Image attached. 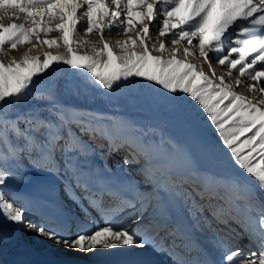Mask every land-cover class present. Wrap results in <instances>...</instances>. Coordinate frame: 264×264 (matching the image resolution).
<instances>
[{
    "label": "snow or ice",
    "instance_id": "snow-or-ice-1",
    "mask_svg": "<svg viewBox=\"0 0 264 264\" xmlns=\"http://www.w3.org/2000/svg\"><path fill=\"white\" fill-rule=\"evenodd\" d=\"M94 14L97 19L93 18ZM6 18L23 22L5 24L3 21ZM81 19H86V25L80 23ZM150 28L156 29L155 40L150 36ZM77 30L85 34H100L101 40L105 30L108 35L113 32L116 35H127L128 40L117 42L120 51H125L126 46L131 44L143 47V54L137 55L133 51L116 56L118 65L113 68V52L107 42H104L103 49L95 56L79 55L73 51L71 45L75 41L72 37ZM133 32L135 40L131 39ZM50 35L59 39L48 38ZM166 35L174 47L181 43L190 46L182 50L176 48L173 56L180 51L186 57L194 55L190 49H195L211 70L213 57H209V52L212 51L216 54V63L224 66L230 76L235 69L240 76L264 84V0H260L259 4L253 3V0H0V54L6 55L25 44L31 46L30 51L36 45L51 48L62 44L67 48L66 55L45 52L42 60L27 53L20 62L13 59L6 64L0 60V108L31 97L45 101V110L52 117H24L25 127L21 128V117L11 120L0 114V145H8L13 137L22 141L0 155V188L16 175L5 165L9 161L15 163L22 159L26 153L30 157L47 160L48 171L56 168L68 181L66 190L78 188L91 193L84 196L90 204L93 203V195H98L101 199L97 203L101 205V211L113 213L105 219L106 226L98 227L90 233H77L69 239L56 230V221L63 210L53 202L56 215L51 217L52 225L27 222L26 230L81 251L92 249L97 244L105 249L128 246L144 248L147 245L139 231L142 225H148L150 232L155 225L175 235L182 223V205L188 200H191L189 213L192 227H196L195 221L209 211L200 203L205 198L203 190L184 192L177 185L178 190L170 192L168 187L161 190L149 180V187L155 195L137 198L125 196L117 185L97 189L90 183L96 168L91 157L95 155L97 147H103V144L95 142L105 141L110 151H116L132 149L135 141L118 143L111 133L88 127L84 123L78 124L76 130L73 129V123L68 121L66 114L55 102L50 86L46 84L47 79L61 66L84 73L109 91L139 79L143 83H152L165 96L190 98L214 128L234 164L254 180L259 191L264 192V166L256 162L257 158L264 160V110L245 97L236 95L231 89L222 87L223 77L217 82L203 72H197L196 65L176 58L152 56L151 51H167L162 40ZM149 43L153 45L151 49ZM157 43L158 48L155 47ZM197 76L202 80L199 84L195 83ZM239 84L237 81V86ZM259 90L264 92V88ZM245 132L251 134L244 135L241 140ZM140 135L146 136L147 132ZM57 153L60 159H57ZM123 163L139 164L145 173L153 167H161L155 164L147 152L142 153L140 159L135 154L126 156ZM227 180L236 200L244 201L249 213H254L251 225H254V233L259 238L255 241L252 239L250 225L242 224L232 217L222 219L212 210L209 217L212 223L230 229L241 238L248 237L249 245L241 247L239 243L229 244L225 238L217 239L214 236L217 240L214 249L219 254V260L206 261L205 264H264V202L257 204L252 195L244 191V185L238 179L229 177ZM25 181L35 183L37 187L42 186L40 180L33 182L31 178H25ZM170 197L178 200L181 207L173 205ZM104 198H111L107 200L106 206ZM125 207L135 213L126 221L118 219ZM24 211L26 209L14 207V203L7 202L5 193L0 191V216L23 224ZM84 211L87 213L86 209ZM253 244L255 247H252Z\"/></svg>",
    "mask_w": 264,
    "mask_h": 264
},
{
    "label": "bare ground",
    "instance_id": "bare-ground-1",
    "mask_svg": "<svg viewBox=\"0 0 264 264\" xmlns=\"http://www.w3.org/2000/svg\"><path fill=\"white\" fill-rule=\"evenodd\" d=\"M253 3L259 4L260 0H253ZM94 19L98 17L94 14ZM159 18H157L158 22ZM11 22H23L22 20H12ZM58 21H53L56 23ZM10 23V22H9ZM80 23H87L86 19H81ZM7 24V23H5ZM150 33L153 34L154 38H156L157 32L155 28H150ZM111 35H116L115 32ZM111 35L107 34V30H105L103 35V40H101L100 34H85L83 31L77 30L72 39H74L75 43L71 46L74 52H77L79 55H87L84 47L81 48L79 45L88 44L83 43L84 41L89 42V38L96 41V44L93 47V54L95 56L98 51L103 49L104 42H107L113 52L112 57V67L115 68L118 65V61L116 60L117 53H114V48L119 49L117 42H123L124 37H111ZM48 38H58L57 36L50 35ZM165 40H171L168 35L165 36ZM183 48H189L190 46L181 43ZM28 45V44H27ZM63 46V45H62ZM149 46V45H148ZM52 48V47H51ZM47 45H36L34 47L35 54L33 57H39L41 60L44 58L45 52H50ZM79 48V49H78ZM141 48V54H143V47ZM151 49V47L149 46ZM168 50V49H167ZM194 52V55H190L187 57L184 62L185 63H193V60L197 57L200 58L201 65H206L209 70L210 75L216 80H219L217 74L219 71L225 72L228 70L221 65H218L214 59L215 52L210 51L209 57H213L211 61V70L208 67V64L205 62V59L199 56V53L195 49H190ZM89 51V50H88ZM160 52V51H158ZM167 52V51H166ZM164 52V54L166 53ZM51 53V52H50ZM67 54V48L63 46V48L59 51L58 54L52 55H60ZM160 54V53H158ZM157 53L151 51L152 56L158 57ZM174 58V57H173ZM165 59V58H164ZM168 59H171L170 57ZM215 73V75H213ZM217 78V79H216ZM228 80V85L231 88L232 92L236 95H239L240 90L242 93L244 91H248V96H246L247 101H251L256 104L257 107H260L264 110V103H261V100L264 101V92H261L259 89L264 88V84H260L256 81H252L251 79L240 76L236 73L235 69L232 70L231 76L226 77ZM241 78V82L239 86H237V79ZM47 84L50 86V89L54 93V99H57L58 92L61 89L66 90L71 94V99L74 101H69V103H65L63 106L64 111L68 112V108L72 110L84 111L89 110V106L93 108L97 104L96 97L94 95V85L96 84L94 80L86 76L82 72H74L70 70L67 66H61L56 72H54L48 79ZM80 86V87H79ZM252 86V87H250ZM246 89H245V88ZM253 88L255 90H253ZM243 96V94H241ZM245 96V95H244ZM254 100L256 102H254ZM77 101V102H75ZM75 102L78 104H86L83 107L72 108L71 103ZM258 102V104H257ZM78 104V105H79ZM80 106V105H79ZM67 107V108H66ZM93 111V109H92ZM72 113V112H70ZM135 146L140 153L147 152L148 155H151L153 149L145 148L141 146L142 141L144 139L136 137ZM136 149V150H137ZM108 150V149H107ZM128 150V149H126ZM131 150L123 151L122 149L112 151L111 160L113 163L115 162L116 167L112 169L105 162L95 163L96 168L93 171V179L90 180V183L94 184L97 189H102L105 186L117 185L120 191L128 197L136 196L137 198H146L148 195L141 193V196L137 194L139 191V185L134 180L128 170L134 169L138 170V167H135V164L129 166L123 163L125 154L129 153V155H133ZM178 154L174 162L171 164V167H168L165 172L168 174V177H172L177 180L179 177L184 175L185 171H191L197 169L196 165L191 161L192 159L189 157L188 153L183 149L178 150ZM138 152V151H137ZM110 153V152H109ZM142 156V155H141ZM23 159L25 162V166L29 165H43L45 162H48L45 159L39 157H30L26 153L23 155ZM191 159V160H190ZM118 164H122L121 168H117ZM124 164V165H123ZM56 168H52V170ZM164 169V168H163ZM57 171V170H56ZM126 172H128L126 174ZM129 175V176H127ZM62 185L59 186L55 183H48L46 181H42L40 179H33L32 181L40 180L42 181V186L37 187L35 183H29L23 186L20 189H16V193H24L25 195H30L34 198V203L29 208L27 213H23L24 223H16L12 221H8L4 218V221L0 227V264H205L206 261L219 260V254L214 249V245L217 240L213 237L215 236L217 239L223 237L225 238L229 244L239 243L241 247H246L249 244L248 237L241 238L240 236L234 235L230 229L226 230L223 226L219 224L212 223L209 217L212 214V210L215 211L216 215L223 218L232 217L234 219H238L242 224L250 225V232H252V239L255 241L259 237L254 233V225H251V217L254 213H249L247 205L242 204L240 201L236 200L235 193L228 182L227 179H221L218 176L209 175L208 173H203L200 178V186L197 188L199 191L203 190L206 194L208 193V202L204 200L202 202V206L209 211L203 214V216L195 221L196 227H192V218L189 213V208H184L183 214L180 216L182 236L189 239L190 242L197 244V249L200 250L201 258H198L200 254H195L193 257L191 256V252L193 251V247L187 250L186 255H179V250L183 248V238L177 235H171L168 232L162 231L159 226H155V236L154 233L150 232V230L144 229L143 225L139 228L140 233L143 235L145 239V243L147 247H115L110 249L103 248L100 244H97L94 248L89 249L87 251H81L80 249L70 248L64 246L63 244H57L54 241L45 238L43 236L38 235L34 231L26 230L27 222L32 223H48L50 226L52 225L51 217L56 215L55 209H53L52 204L55 202L58 204L63 212L60 215L58 221H56L55 227L56 230L64 237L69 239L74 238L77 233H90L92 231L97 230L98 227L106 226L105 223L102 225L97 221V219L84 211V196L92 195L91 193H85L81 189H65V185L68 181L59 174ZM180 179V178H179ZM58 182V181H57ZM220 185V188H214L213 184ZM60 184V183H59ZM162 190L164 187H168L171 190V184L167 183H155ZM244 185V184H243ZM173 186V185H172ZM62 198H60L61 191ZM146 189H149L151 195H155L152 189L147 184ZM14 190L11 192L13 193ZM226 191H230L229 198L220 197L224 196ZM220 194V195H218ZM98 196V195H97ZM65 197V198H64ZM171 203L176 205L177 207H181L180 202L176 200L174 197H170ZM197 199H199L197 197ZM218 199V203H209L210 201ZM259 204V203H257ZM191 205V204H190ZM125 211L120 213L118 219L124 220L127 216H129L130 212L133 210L130 208H124ZM127 212H129L127 214ZM134 212V211H133ZM111 216V215H110ZM124 216V217H123ZM132 216V215H130ZM11 226L7 227L8 224ZM233 227H236L233 224ZM237 231L239 228L237 227ZM39 237H42V242L39 241ZM170 237H175L178 240L176 246L173 248L174 250H170V246H167L168 239ZM8 246V250L5 249V253L1 252L3 246ZM36 246V248L34 247ZM185 246V243H184ZM86 247V245H85ZM7 250V251H6ZM47 250V251H46ZM4 251V250H3Z\"/></svg>",
    "mask_w": 264,
    "mask_h": 264
},
{
    "label": "rangeland",
    "instance_id": "rangeland-1",
    "mask_svg": "<svg viewBox=\"0 0 264 264\" xmlns=\"http://www.w3.org/2000/svg\"><path fill=\"white\" fill-rule=\"evenodd\" d=\"M11 21V19L6 18L3 22L9 23ZM113 36L116 38L124 37L123 41L129 39V36L127 35H111V37ZM150 36L153 40H155L153 34L150 33ZM55 39H59V37ZM131 39H136L135 32L131 34ZM88 40V44L81 43L79 47L81 48L82 45V48L84 47L87 55L92 56L93 47L96 44V41L91 38H89ZM162 40L167 46L168 50L167 52L165 51V54L164 52H158L154 50L153 52L157 54L160 53L157 55L158 57H162L163 59H168L169 57L173 59L174 57L182 61L189 57L184 56L182 51L173 56L172 53L176 51V48L181 49L183 45L180 44L174 47L169 42V40H165V37H163ZM148 45L151 48L153 47L151 43H149ZM30 47V45L25 44L24 46L19 47L17 50L9 51L6 55L0 54V60H3L6 64L10 63L13 59L17 62H20L25 53L30 56L35 54L34 48H32V50L30 51ZM155 47L158 48L159 44L157 43ZM62 48L63 46L62 44H60L59 46H53L49 50L51 54H58ZM113 51L114 53H117L118 56L127 55L133 51L137 55H140L139 52H141V48L134 47L129 44L126 46L125 51L123 52H121L120 49L117 48H114ZM199 59L200 58L197 57L193 60L192 63L193 65L197 66L196 71L203 72L205 75L209 76L210 79H213L215 81V78L210 75L206 65H201L202 63H200ZM228 76L229 73L227 71H219L217 74L218 78L223 77L224 84H222L221 86L231 89L228 85L229 79L226 78ZM240 80L241 78L237 79V81L241 82ZM216 81L218 82V80ZM201 82V78L197 76L195 83L199 84ZM43 87L44 84L42 83L41 88ZM94 92L97 104L93 106V108L96 106H101L105 111H107V113H96L92 111L93 108H91L90 106L89 110L84 111L72 110L70 109V107L67 109L68 112L64 111L63 107L59 104V99L62 98L67 103H69V101H74L75 99L72 100L71 94L61 88L58 92V96L55 102L66 114L68 121L73 123L74 130H76V126L78 124L84 123L88 127L95 128L97 130H103L106 133H111L112 136L117 139L118 143L125 141L132 143L133 141H136V137L141 139L143 138L144 141H142L141 146L153 149V153L149 155V157L155 162L156 165L161 167H153L149 170L148 173H145L141 171V166L139 164H135V167H138V170L131 169L132 166L130 170H128L129 173L133 172V175L131 174V176L133 177V181L135 180L139 185L138 187L140 192L137 194L138 196H141V193L148 195L146 198H149L151 196L152 193H150L149 189H146L145 187L147 184L149 185V180H151L153 184L157 182L171 184L169 186L173 191L178 190L176 187L177 185H179V190H182L184 192H192L193 190L197 191V185L200 186V178L202 177V174L208 173L212 176L216 175L222 180L227 179L229 177L238 179L241 184H244V191L250 193L256 203L264 202V192L259 191L256 187L254 180L250 178L249 175H245L243 170H241L234 164V162L230 158L228 151L220 143V140L214 128L207 121L205 115L202 114L201 111H199V106L196 104V102L192 101L190 98H186L184 96H165V94L152 83H143L139 79L133 80L131 83L128 84H122L117 87L114 91L103 89L98 84H95ZM240 92L241 93H239V96H242L241 94H243V97L247 98L246 96H248V91H244V93H242V91L240 90ZM254 102L256 101L254 100ZM225 103H227V101H225ZM46 106L47 104L45 101H37L35 99H32L31 97H26L18 104L13 103L8 106H4L3 108H0V114L11 120H15L17 116L21 117L19 126L21 128H24V117H35L37 115H40L51 119L52 117H50L49 113L45 110ZM260 106L264 107L261 104ZM221 107H223V105H221ZM126 113L141 116L142 120L140 125L136 126L135 124H133L130 119L124 116ZM171 125L177 127L187 126L194 129L197 133L200 134V136L203 137L205 142L208 144L207 148L204 149V151L200 153L198 157L192 160L190 159L193 164L196 165L197 169L185 171L184 175L179 177L180 179L178 178L177 180L173 179L172 177H168V174H166L167 172H165L168 167H171V164L174 162L176 155L179 152V149L165 136L166 129ZM145 131L147 132L146 136L140 135L142 132ZM250 134V132H245L243 135H241L240 139L243 140L244 135ZM84 139H87V137H85ZM21 143L22 141H17L14 137L11 138L10 143L8 145H0V155L6 152L8 148L12 147L13 145H19ZM95 143L103 144V147H97L95 155L91 157V161L94 164L105 162L112 169L114 168V166L116 167V163H113V161L111 160V155L113 153L108 148L107 142L97 141ZM133 145H135V143ZM136 149L137 148L133 146L131 153H133V155L135 154L138 159L142 158V154H139L140 151ZM122 150L128 151L130 149ZM257 152H259V149H257ZM253 155L256 154L253 153ZM126 156L131 155L127 153L125 154V157ZM57 159H60L59 153H57ZM256 162L261 164V166H264V160H259V158H257ZM5 166L8 167L16 175L15 178L8 179L7 183L3 186V188H0V191H3L5 193V199L7 200V202L14 203V207H22L23 209H26L24 213H27L31 205L34 203V198L32 196L25 195L24 193L15 192L16 189H20L23 186L29 184L25 181V178H31V180L37 178L42 181L44 180L48 183H58L57 185H62V178L58 177L59 173L55 169L51 171L47 170L48 162H45L43 165L31 164L27 167L25 166V162L22 157V159L17 160L15 163L9 161ZM117 166V168H121L122 164H118L117 162ZM127 166L130 167V165ZM57 167L60 166L57 165ZM128 172H126V174ZM185 180H187L186 184L184 183ZM213 185L214 188H220L219 186L222 184L217 185L214 183ZM12 190H14L13 193L11 192ZM62 190L63 188L61 189V191H58L61 195L60 198L63 197L61 194ZM224 195L229 198L230 191H226ZM208 198L205 197L203 200L200 201V203L202 204L204 200H206L205 202H208ZM218 201L219 200L216 199L210 201L209 203H218ZM240 202L242 204H245L244 201ZM190 204L191 200H188L187 203H185L183 206L184 208H189L191 206ZM130 213L131 215L135 214L133 211ZM128 218L129 217H126L124 220L126 221L128 220ZM3 221L4 217L0 216V227ZM7 227L10 228L11 226L8 224ZM143 228L149 230L148 225H143ZM151 232L154 233V237V226ZM42 239V237H39V241L42 242ZM171 239L172 238H169L167 244H170V242L172 241ZM34 247L36 248L35 245ZM5 249L8 250L7 245L3 246L1 252L5 253Z\"/></svg>",
    "mask_w": 264,
    "mask_h": 264
},
{
    "label": "water",
    "instance_id": "water-1",
    "mask_svg": "<svg viewBox=\"0 0 264 264\" xmlns=\"http://www.w3.org/2000/svg\"><path fill=\"white\" fill-rule=\"evenodd\" d=\"M66 101L64 99H59V104L63 107ZM79 104V103H78ZM75 102L71 103L72 108H79L85 106L86 104H79ZM75 108V109H76ZM93 111L100 114H105V111L101 106H96L93 108ZM126 118L130 119L133 124L136 126L140 125L142 117L139 115H131L126 113L124 115ZM165 136L169 141H171L178 149H183L186 151L191 159H195L199 156L200 153L207 148L208 144L205 142L202 136L197 133L194 129L184 126V127H177L171 125L166 129Z\"/></svg>",
    "mask_w": 264,
    "mask_h": 264
}]
</instances>
